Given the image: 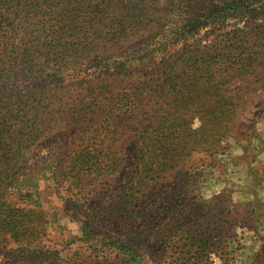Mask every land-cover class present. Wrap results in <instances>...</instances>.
Masks as SVG:
<instances>
[{
	"label": "rangeland",
	"instance_id": "1",
	"mask_svg": "<svg viewBox=\"0 0 264 264\" xmlns=\"http://www.w3.org/2000/svg\"><path fill=\"white\" fill-rule=\"evenodd\" d=\"M155 1L143 61L122 56L142 36L104 37L86 0H55L58 11L0 30V110L13 111L16 129L43 128L27 169L38 177L27 206L42 215L41 243L74 263L122 264L113 249L90 256L87 237L121 238L115 205L133 192L144 264H264V0L210 20L194 9L227 0H169V15L168 0ZM180 13L194 25L174 41ZM143 147L163 163L143 168Z\"/></svg>",
	"mask_w": 264,
	"mask_h": 264
},
{
	"label": "trees",
	"instance_id": "2",
	"mask_svg": "<svg viewBox=\"0 0 264 264\" xmlns=\"http://www.w3.org/2000/svg\"><path fill=\"white\" fill-rule=\"evenodd\" d=\"M83 3L85 0H82ZM88 2V16L87 19H97L106 28L105 36L113 33L118 36L120 41H127L129 37L139 35L142 36L141 46H133L132 50H124L122 56L128 55L126 60H138L143 61L149 58L152 53H149L147 44L149 40H153L149 30L154 22L152 15L157 11L155 8V0H86ZM92 2V3H91ZM247 3L249 5H247ZM256 2L247 0H227L222 6L220 4L218 10L212 8L200 9L203 11H195L194 18H205L206 20L220 18L221 14L225 12H242L248 9L252 10L253 4ZM57 4L55 0H0V30H4L7 26L6 20L23 19L28 21L34 19L40 14L45 15L49 11L57 10ZM175 7L171 1H167L164 5L163 13L170 14V7ZM180 7H176L175 10H179ZM200 12V16L196 13ZM121 13V16H120ZM14 15L11 17V15ZM107 14V15H106ZM227 14V13H226ZM229 14V13H228ZM6 15V16H5ZM8 16V17H7ZM196 20V21H197ZM174 23L173 29L168 30L171 35L178 33L176 40L188 30L189 27L194 25V20L185 17L180 13L177 20ZM85 21L82 25H86ZM81 25V26H82ZM92 26L88 25V29L85 30V34H81L84 38H89L86 34L90 31ZM67 29V25H66ZM81 30V27L79 28ZM102 30V29H101ZM79 33V30L76 29ZM185 31V32H184ZM66 35V33H64ZM102 34V31H101ZM100 34V35H101ZM133 38V37H132ZM56 46V42L50 46L49 49L44 47V51L50 50ZM6 67L2 62L0 56V68ZM14 71V70H13ZM12 71V72H13ZM11 72V71H10ZM3 72L0 70V76ZM13 76H22L20 72L12 73ZM15 82L12 81V84ZM10 91V90H8ZM11 92V91H10ZM18 95L22 93L16 92ZM19 102H22L20 100ZM25 102V101H23ZM14 103L9 102V105ZM5 110H0V238H7V264H83L74 263L76 257L74 253L70 256H62L63 249L57 250L41 243L40 237L43 235V222L42 215L38 212L37 208L28 207L27 202L35 196L38 177L29 172V158L32 152V147L29 146L31 142L37 140L43 134V128L40 124L31 128L26 132V129L14 127L13 121H15V115L13 111H9L5 103L2 105ZM27 116V115H25ZM18 120V118H17ZM31 118L22 120L31 127ZM150 137H152L150 135ZM164 148V147H162ZM143 148H135L137 152L141 154V163L143 168H150L152 170L153 165L151 159L159 157L161 164L164 159L160 158V153L154 155V150L147 153L143 152ZM166 150V149H165ZM160 152V151H159ZM87 151L84 153V155ZM147 154V155H146ZM154 156V157H153ZM84 169L70 168L68 173H75L79 175ZM158 171V168H157ZM44 172L41 174L43 175ZM28 176V177H26ZM134 187V186H133ZM121 200L115 205H118V214L116 220L120 222L118 226L122 228L121 238L104 237L103 239H94L87 237L88 245L86 249H89V255L93 256L105 250L113 249L116 251L118 258L122 264H144L143 259L135 249L139 235L146 228H140L135 224L133 215L135 214L133 208L137 205L134 204L137 201V195L133 192L125 194L120 197ZM18 203V204H17ZM21 204V205H20ZM27 206V207H26ZM36 207V206H34ZM112 211H110L111 213ZM114 212V211H113ZM108 215V210L105 211V216ZM86 240V239H85ZM100 242V245L98 243ZM84 243V242H83ZM75 257V259L73 258ZM91 264V263H88Z\"/></svg>",
	"mask_w": 264,
	"mask_h": 264
}]
</instances>
